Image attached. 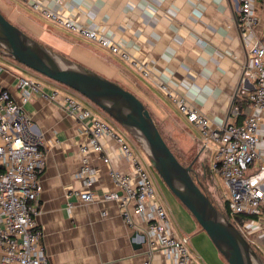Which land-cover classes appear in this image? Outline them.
Masks as SVG:
<instances>
[{
    "label": "crops",
    "instance_id": "crops-1",
    "mask_svg": "<svg viewBox=\"0 0 264 264\" xmlns=\"http://www.w3.org/2000/svg\"><path fill=\"white\" fill-rule=\"evenodd\" d=\"M30 1L0 0V10L25 31L39 33L72 49L73 61L90 62L101 72L83 65L125 85L123 87L134 93L164 127L171 128L176 122L196 140L202 141L201 135L191 123L195 133L185 125L186 120L171 95L184 96L188 104L203 112L215 127L231 119L230 108L236 98L246 96L253 86L244 74L247 54L237 26L236 5L231 0H36L84 25L100 28L108 38L120 44L135 65L55 25L35 11ZM262 37L264 0L259 1L258 23L248 40L253 42ZM3 57L6 56L0 54V58ZM7 63L12 68L4 67L0 72V86L8 88L20 101L15 64ZM45 82L46 87L56 86ZM72 94L113 130L121 131L117 123L99 109ZM22 108L32 118L46 153V165L40 175L37 221L48 263L144 264L148 260V264H165L161 251L149 253L142 218L132 212L134 226H129L117 202L103 199L106 192L121 193L112 181L110 168L127 173L136 181L131 163L121 153L118 141L109 135L100 137L108 161L102 153L88 151L95 169V180L90 187L94 199L81 202L70 197L72 206L67 210V192L86 188L77 177L79 146L88 141V135L81 130L83 123L56 103L37 95L23 103ZM126 139L149 171L155 189L153 198L166 208L172 233L189 237L192 262L228 264L213 248L200 251L194 247L189 231L200 233L202 229L198 226L200 230L196 231L198 224L190 212L158 185L144 153L127 136Z\"/></svg>",
    "mask_w": 264,
    "mask_h": 264
},
{
    "label": "built area",
    "instance_id": "built-area-1",
    "mask_svg": "<svg viewBox=\"0 0 264 264\" xmlns=\"http://www.w3.org/2000/svg\"><path fill=\"white\" fill-rule=\"evenodd\" d=\"M231 1L236 5L237 26L247 54L244 74L253 82L246 94L247 103L242 110L236 104L232 105L231 119L214 127L212 121L188 104L184 96H171L178 111L197 128L204 144L209 139L214 142L215 153L209 169L224 180L228 213L255 215L261 219L264 206V37L253 42L248 40L258 23L260 0ZM30 4L57 26L96 43L132 65L136 64L120 44L108 38L100 28L84 25L40 1L31 0ZM3 70L0 64V72ZM16 85L20 101L11 95L8 88L0 86V264H49L37 221L40 175L46 165V153L32 118L22 108V104L33 95L56 103L82 122L81 130L88 135L87 143L79 146L80 166L77 172L78 179L86 188L67 192L66 209L72 206L70 197L81 202L94 199L90 187L95 180V169L88 151L100 152L108 161L100 137L109 135L118 141L121 153L130 161L136 181L129 174L110 168L112 181L121 193L106 192L103 199L117 202L121 216L129 226H134L132 212L142 218L149 253L161 251L166 258L165 264H195L188 245L189 237H178L172 233L166 208L153 198L155 189L149 171L123 131L113 130L108 122L94 115L65 86L46 87L22 74L16 75ZM253 223L258 225V220L246 221L241 228L253 232L256 225L247 227ZM144 264H148V260Z\"/></svg>",
    "mask_w": 264,
    "mask_h": 264
},
{
    "label": "water",
    "instance_id": "water-1",
    "mask_svg": "<svg viewBox=\"0 0 264 264\" xmlns=\"http://www.w3.org/2000/svg\"><path fill=\"white\" fill-rule=\"evenodd\" d=\"M0 54L70 87L127 130L167 188L190 212L228 264H264L250 242L212 203L159 132L149 110L131 91L95 70L67 59L29 36L0 12ZM204 147V146H203Z\"/></svg>",
    "mask_w": 264,
    "mask_h": 264
},
{
    "label": "rangeland",
    "instance_id": "rangeland-1",
    "mask_svg": "<svg viewBox=\"0 0 264 264\" xmlns=\"http://www.w3.org/2000/svg\"><path fill=\"white\" fill-rule=\"evenodd\" d=\"M3 14H5V13H3ZM5 16L8 17L7 15H5ZM15 24L18 25L17 23H15ZM25 32L29 36H31L32 38H35L36 40L40 39L42 42H44V43L48 44L49 46H51V48H53V50H55V52L59 51L57 53L62 55L63 57L72 60V56H74V54L71 53V51H70L72 49H66V47L65 48L62 47L60 45V43L57 44V43L47 39L45 36L39 35V33H33V32L30 33L28 31H25ZM37 38H39V39H37ZM8 61L13 63V64H15L14 70L18 74H22V75L27 76L29 78L36 79V80H38V81H40L42 83H46L45 81H48V82H51V83L55 84L56 86L60 85V86L67 87L64 84H61V83H59L57 81H54L53 79H50V78L46 77L45 75L37 72L36 70L31 69V68H29V67H27V66H25V65H23V64H21L19 62H17L13 58H10V57H3V59L0 58V64L3 67H11L12 68V66L7 63ZM81 62H83V64H85V65H87L89 67H92V68L100 71L97 67H95L94 65L90 64V62H86V60L81 61ZM121 86H122V84H121ZM123 86H125V85H123ZM67 88L69 90H71L73 93H75L76 95H78L79 97H82L83 99H85L91 106L95 107L96 109H99V111L101 113H103L105 116H107L109 119H111L95 103H93L92 101L88 100L84 95H82L81 93H79L78 91H76V90H74V89H72L70 87H67ZM183 117L186 120L185 116H183ZM186 121H185V125H187V127L190 130L193 131V129L191 127V124L187 123ZM156 123L158 124L162 134L165 136V138L167 139L169 144L181 155V157L183 158V160L185 162L190 163L192 160H194V162L192 164L193 173L195 174L196 178L200 181L202 189L207 194H209V196H211L213 198V200L216 203V205L221 206V204L223 202V198H226V196H227V187H226V185L224 183L223 178L218 173L210 172L211 173L210 174L208 169L206 168L207 166H208V168H211V165H212V162H213V156H214V153H215V151H214V142L209 139L204 144L203 141L194 139L190 135V133L186 130V128H184V126L182 128L176 122L173 123V126L171 128L164 127L162 125V123L159 122L158 120H156ZM117 125L123 131V134L126 135L133 142V145H135L138 149H140L144 153L145 157L150 162V160H149L148 156L146 155L145 151L135 141V139L131 136V134L127 130H125L121 125H119V124H117ZM193 133H195V132L193 131ZM202 164H203L204 170L202 168ZM152 170H153V174L155 175V177L157 179L158 185L160 187L164 188L168 192V194L171 195L176 200L177 198L167 188L166 184L163 182V180L161 179V177L158 175V173L155 171V169L153 167H152ZM196 223L197 222H195V224ZM255 225H256V228L254 229L255 231L253 230V232H249V231H247L245 229H242V228L240 230L242 232H244V235L247 238H249V240H251L255 244V248L252 246L253 249L256 251L257 254H258V252H260L261 256L264 259V221L261 220V219H258V225L256 223H253V224L247 225V227H254ZM198 226L199 225H197V227ZM199 230H200V228L198 227L196 229V231L199 232ZM200 231H201L200 233H196V232H194V230L189 231V236L190 235L192 236L191 240H192V244L194 245V247L197 248L200 251H207V250L209 251L210 247L213 248L214 251H218L215 248V246L212 244V242L210 241V239L207 236V234L203 230H200ZM199 242H201V243L203 242V243L202 244H198ZM188 245H189V243H188ZM199 247H200V249H199ZM259 257H260V255H259ZM263 259H262V261L264 262Z\"/></svg>",
    "mask_w": 264,
    "mask_h": 264
},
{
    "label": "trees",
    "instance_id": "trees-1",
    "mask_svg": "<svg viewBox=\"0 0 264 264\" xmlns=\"http://www.w3.org/2000/svg\"><path fill=\"white\" fill-rule=\"evenodd\" d=\"M1 12V10H0ZM2 13V12H1ZM3 14V13H2ZM5 16V14H3ZM6 17V16H5ZM7 18V17H6ZM8 19V18H7ZM9 20V19H8ZM10 21V20H9ZM12 22V21H11ZM13 23V22H12ZM15 24V23H14ZM16 25V24H15ZM18 26V25H16ZM19 27V26H18ZM21 30H23L25 32L24 29H22L21 27H19ZM35 39V38H34ZM39 41L40 43L44 44L45 46L49 47L50 49L53 50V48H51V46H49L48 44L40 41V40H37ZM55 51V50H54ZM56 52H59V51H56ZM247 103V98L246 96H242V97H237L236 98V101H235V104L238 106V108L240 110L243 109L244 105ZM159 132L161 133L162 137L164 138L165 142L167 143V145L170 147V149L172 150V152L174 153V155L177 157V159L184 165H187L188 163L185 162L183 160V158L181 157V155L169 144V142L167 141V139L165 138V136L162 134L158 124L156 123V120L154 119L153 117V114L150 112ZM194 162V161H193ZM193 164V163H192ZM202 168H203V164H202ZM209 171V173L211 172L210 169L208 168V166L206 167ZM204 170V168H203ZM211 174V173H210ZM191 175L193 177V179L201 186L200 184V181L196 178L195 174L193 173V169L191 171ZM202 187V186H201ZM209 199L212 201V203L231 221V223L237 227L239 230L240 228L243 226V224L246 222V221H249L251 219H259L257 216L255 215H245V214H235V215H230L227 211V200L226 198H223V202L221 204V206H218L216 205V203L214 202L213 198L211 196H209V194H207ZM263 210V216L261 217V220L264 221V206L262 208ZM241 231V230H240ZM242 232V231H241ZM242 234L244 235V232H242ZM245 236V235H244ZM246 237V236H245ZM246 239H248V241L250 242V244L255 248V244L249 240V238L246 237ZM258 254L260 255V257L263 259V257L261 256L260 252H258ZM264 260V259H263Z\"/></svg>",
    "mask_w": 264,
    "mask_h": 264
}]
</instances>
